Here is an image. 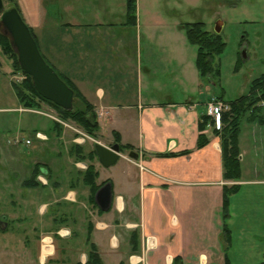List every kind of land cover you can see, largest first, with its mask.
<instances>
[{
    "label": "crops",
    "instance_id": "0c3cea01",
    "mask_svg": "<svg viewBox=\"0 0 264 264\" xmlns=\"http://www.w3.org/2000/svg\"><path fill=\"white\" fill-rule=\"evenodd\" d=\"M18 8L41 56L93 106L99 123L96 140L110 147L116 136L119 146L132 150H120L108 168L97 157L80 160L73 146L88 153L90 144L74 141L73 134L41 111L20 107L21 112L46 116L52 125L46 132L30 130L43 136L36 139L38 145L28 133L24 138L31 143L19 144L52 156L33 161L16 190L12 180L17 174L0 172V192L9 190L4 203L19 209V214H0V232L11 223L29 224L14 258L19 262L9 264H85L91 245L102 264H176L177 258L181 264H234L231 225L237 210L241 216L249 208L264 213V192L257 193L264 190V171L256 163L244 168L245 158L264 166V125L246 119V145L239 132L240 179H224L216 123L211 120L202 132L198 129L205 104L216 93L210 81L199 76L196 47L188 43L180 22L175 21V27L162 22L142 26L136 16L129 24L126 0H18ZM200 134L206 144L199 148ZM15 138L4 142L16 144ZM89 164L97 173L96 185H111L106 212L86 183ZM34 170L37 184L28 185ZM233 185L238 191L229 198L225 217L224 190ZM253 199L259 204L248 203ZM32 215L35 222L28 219ZM261 222L247 235L243 264H264ZM147 238L154 242L151 249H146ZM2 247L13 258L14 250L5 242Z\"/></svg>",
    "mask_w": 264,
    "mask_h": 264
},
{
    "label": "rangeland",
    "instance_id": "374dc122",
    "mask_svg": "<svg viewBox=\"0 0 264 264\" xmlns=\"http://www.w3.org/2000/svg\"><path fill=\"white\" fill-rule=\"evenodd\" d=\"M2 1L5 9L15 8L14 6L18 7V0ZM260 5L262 6L260 7ZM136 16L142 26L147 23H151L150 25L153 26L158 22H162V25H166V27H175L174 23L178 21L181 25L203 23L205 30L212 33H214L216 23L222 21L223 28L220 36L225 43V49L222 54L214 59V66H218L220 75L219 77L205 80V82L210 81L216 95L222 96L223 101L226 103L246 95L252 80L264 74V3L260 2L255 8L249 9V4L244 2V0H136ZM252 20L257 23L248 24ZM242 50H244V53H242ZM24 78L25 76L21 73H14L12 60L0 51V144L2 142L5 144L0 145V172L9 173L10 176L17 174V177L12 180L13 183L15 182V190L20 178L25 177L29 173L30 166L34 164L33 161H48L50 160L49 157L52 156L50 152L44 151L37 155L33 152V148L22 144H9V146L4 142H11L14 136L22 139L28 133L34 140V145H36L38 142L35 137L36 133L30 132V130L34 128L35 130L46 132L45 128L52 125L51 121L44 115L39 116L19 111V108L23 107L18 102L12 85L20 84ZM216 95L212 96L216 97ZM34 111H41L45 115L57 118L60 122L69 124L85 133L73 123L62 120L57 112L47 104L41 103L40 108ZM54 122L56 121L54 120ZM59 125L63 126L62 123H59ZM21 127L24 131H20ZM63 128L74 135L73 130L65 126ZM249 128L250 125L246 122V117H244L240 124V137L243 145L247 143ZM104 136L105 139L109 137L107 134ZM88 137L89 139H86V142L90 144L89 146L94 145L95 142L100 143L96 140V137L95 139ZM254 163L258 165L260 171H264L261 168H264L261 163L253 162L250 158H245V170L252 169ZM263 192L264 190L261 188L257 189L259 195H262ZM8 193L9 190L0 192L2 199L0 214L2 216L9 213V210H11V213L19 214L18 207L12 210L10 206L4 203V197ZM248 201V203L251 201L254 204L257 203L255 199ZM237 205H240V203L238 202ZM28 219L31 220L30 222H35L36 217L32 215ZM262 220L264 221V213L259 209L249 208L245 216H241L240 210H237V216L233 218V224L231 225L235 242L232 250L234 264H243L245 262L246 247L244 243H247V239H250L247 235L260 228L259 224L262 223ZM28 225V222L22 226L11 223L6 230L0 232V241L2 240L0 244V264H9L12 261H15V263L19 262V260L14 258L19 255L17 251L23 247L22 243L25 240L23 229H27ZM4 242L6 247L10 246L14 250L13 258L7 257L9 251L3 249ZM7 242L8 245L6 244ZM258 246H261V244H258ZM27 247V253L32 256L33 246L29 244ZM249 249L252 252L251 247L247 245V250Z\"/></svg>",
    "mask_w": 264,
    "mask_h": 264
},
{
    "label": "trees",
    "instance_id": "16d2710c",
    "mask_svg": "<svg viewBox=\"0 0 264 264\" xmlns=\"http://www.w3.org/2000/svg\"><path fill=\"white\" fill-rule=\"evenodd\" d=\"M20 14L19 8L14 6ZM126 16L129 24L136 21V0H126ZM24 21V20H23ZM29 28V27H28ZM181 28L184 30L188 43L196 47V60L195 66L199 73V76L204 80H210L214 77H219L220 71L218 66H214V59L223 53L225 49V43L220 35L212 32H208L204 28L203 23H186L182 24ZM32 37L35 36L32 30L29 28ZM37 44V43H36ZM38 47V46H37ZM0 51L3 55L7 56L12 60V66L14 73L19 72L25 76L23 82L20 84H13L12 89L15 96L24 109L38 110L40 104H47L53 108L58 116L65 121L71 122L80 129H82L88 136L95 139L96 133L99 131V124L97 115L94 111L93 106L82 96L78 89L72 84L70 80L57 75L65 82V84L73 91V107L71 111L63 110L56 106L52 102H49L38 95L34 89L29 76L21 72L16 54L12 49L10 40L7 35L4 34V30L0 26ZM44 59V58H43ZM45 60V59H44ZM47 63V62H46ZM48 64V63H47ZM49 65V64H48ZM217 98L223 101L222 96ZM224 102V101H223ZM226 103V102H225ZM264 75L252 80L248 93L238 99L227 102L230 106L229 112H224L221 115L222 127L220 130H214L215 134L220 138V147L222 152L223 162V177L229 181H237L240 179L241 166L239 161L240 149H239V132L241 120L246 117L248 122L257 123L260 126L264 125ZM56 126L61 129L63 126L57 122H53ZM209 123H213L210 118L206 115L201 119L198 129L202 132L205 126ZM115 144L120 141L115 136ZM206 144V138L203 134L198 136L197 146L200 148ZM73 153L77 154V158L80 160L92 161L96 158L94 146L92 145L90 151L86 153L83 147L75 145L73 146ZM121 151H131L132 148L129 146H120ZM34 174L27 183L28 185H36L35 182V170ZM86 183L89 185L92 196L95 195L100 185H96L95 179L97 173L94 170V166L89 164L86 169ZM238 191V187L233 185L224 190L223 205H224V216H227V208L229 205V198ZM225 237L228 239V232L226 226H223ZM176 264H181V261L175 259ZM85 264H102L94 246L89 247L87 262ZM224 264H230L228 260Z\"/></svg>",
    "mask_w": 264,
    "mask_h": 264
},
{
    "label": "water",
    "instance_id": "95a60500",
    "mask_svg": "<svg viewBox=\"0 0 264 264\" xmlns=\"http://www.w3.org/2000/svg\"><path fill=\"white\" fill-rule=\"evenodd\" d=\"M0 26L10 40L21 72L29 76L38 95L63 110L71 111L74 98L73 91L43 59L28 26L17 9H5L2 0H0ZM222 27V21H218L214 33L219 35ZM242 53H244V50H242ZM94 151L99 164L108 168L117 162L120 146L113 144L110 147H105L95 142ZM128 156L137 159V155L133 152H129ZM95 201L101 211L106 212L109 210L112 202L111 185L109 183L96 192Z\"/></svg>",
    "mask_w": 264,
    "mask_h": 264
},
{
    "label": "built area",
    "instance_id": "2783aa9c",
    "mask_svg": "<svg viewBox=\"0 0 264 264\" xmlns=\"http://www.w3.org/2000/svg\"><path fill=\"white\" fill-rule=\"evenodd\" d=\"M261 106H264V103H262ZM229 111H230V106L227 103L219 100L217 97H213V96L210 97L205 104V115L216 123V126H217L216 129L218 130L221 128L220 119H221L222 113L229 112ZM38 113L44 114L42 112H38ZM51 119H54L57 123H62V125L65 126L66 128L73 130V133L76 137L74 141H76L77 143L82 144L86 141V139H89V137L85 133L81 132L77 128H74L70 126L69 124L60 122L59 119L57 118L56 119L51 118ZM35 137L39 140L43 138V136L40 133H36ZM14 143L16 144L24 143L25 145H29L31 141L25 138H22V139L15 138ZM145 245H146V249H151L154 246V242L152 241L151 238H147L145 240Z\"/></svg>",
    "mask_w": 264,
    "mask_h": 264
},
{
    "label": "flooded vegetation",
    "instance_id": "af4514ba",
    "mask_svg": "<svg viewBox=\"0 0 264 264\" xmlns=\"http://www.w3.org/2000/svg\"><path fill=\"white\" fill-rule=\"evenodd\" d=\"M244 2H246V3H248L249 4V9H253V8H255L257 5H258V3H264V0H244ZM262 5H260V7H261ZM258 14V13H257ZM256 24L257 22L255 21V20H252V21H249L248 22V24ZM262 75H264V74H262Z\"/></svg>",
    "mask_w": 264,
    "mask_h": 264
}]
</instances>
